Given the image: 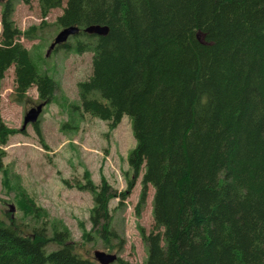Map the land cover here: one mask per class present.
Here are the masks:
<instances>
[{
  "label": "trees",
  "instance_id": "trees-1",
  "mask_svg": "<svg viewBox=\"0 0 264 264\" xmlns=\"http://www.w3.org/2000/svg\"><path fill=\"white\" fill-rule=\"evenodd\" d=\"M38 4L43 19L61 8L57 26L80 29L55 51L93 54L90 76L78 83L83 110L112 128L124 116L132 123L136 146L128 156L133 178L127 188L117 192L104 178L96 185L87 171V183L75 184L93 194L91 220L106 242L117 237L109 226L111 200L123 203L141 177L138 214L148 187L155 190L154 227L142 231L144 264H264V0ZM2 5L0 80L14 67L17 95L35 86L39 99L50 103L59 84L39 72L20 42L42 26L22 31L13 19L14 1ZM91 25L109 31L87 33ZM33 126L42 138L40 121ZM16 132L0 110V145ZM4 154L0 149V171ZM16 197L43 220L23 190ZM51 242L59 247L48 252ZM0 264L99 263L82 254L61 222L25 230L0 217Z\"/></svg>",
  "mask_w": 264,
  "mask_h": 264
},
{
  "label": "rangeland",
  "instance_id": "rangeland-1",
  "mask_svg": "<svg viewBox=\"0 0 264 264\" xmlns=\"http://www.w3.org/2000/svg\"><path fill=\"white\" fill-rule=\"evenodd\" d=\"M0 1V37L2 32V3ZM15 3L14 21L22 31L32 25L42 26L35 37H21L20 42L30 50L31 57L40 73L49 74L58 82L53 100L40 117L42 138L33 125L23 129L26 113L40 102L35 86L25 97L16 93L14 67L0 80V110L5 124L18 132L9 137L0 171V217L10 222V217L25 230L42 226L45 222L63 223L71 232L72 241L84 256H94L96 250L115 253L124 263L144 264L147 259V244L142 231L150 233L154 227V187L149 186L145 203L138 214L137 205L142 191L139 177L127 199L119 203L118 198L110 202V228L116 231L115 238L106 242L102 228L94 226L91 211L93 194L75 186L77 181L87 183L85 172L96 185L104 178L110 187L124 191L133 171L128 156L136 146L132 123L124 116L121 123L112 128L108 122L83 110L78 83L92 72L90 51L77 53L74 48L48 49L60 32L56 19L62 9H54L42 18L38 0L31 5L21 0ZM74 43L73 38L71 39ZM64 180H69V184ZM20 190L36 203L44 213L43 220L26 211L23 201L17 199ZM14 211H11V206ZM11 216H10V214ZM40 222V223H38ZM52 233V229L50 231ZM111 245H115L112 251ZM59 247L54 242L46 246L48 252Z\"/></svg>",
  "mask_w": 264,
  "mask_h": 264
},
{
  "label": "water",
  "instance_id": "water-1",
  "mask_svg": "<svg viewBox=\"0 0 264 264\" xmlns=\"http://www.w3.org/2000/svg\"><path fill=\"white\" fill-rule=\"evenodd\" d=\"M85 31L90 34H97V35L104 36L108 33L109 28L107 26L91 25L87 27ZM79 32H80V29L77 26H71V27L62 29L55 37L53 43L50 45V48L47 54L49 55L51 50L56 45L65 43L70 36L76 35ZM42 109H43V104H40L37 107L31 108L25 116L23 128H26L29 123H36L42 112ZM10 209L11 211H14V206L11 205ZM94 255H95L96 260L100 264H112L118 259L117 254H110L102 250H96Z\"/></svg>",
  "mask_w": 264,
  "mask_h": 264
}]
</instances>
